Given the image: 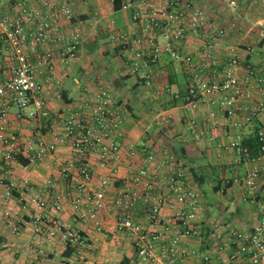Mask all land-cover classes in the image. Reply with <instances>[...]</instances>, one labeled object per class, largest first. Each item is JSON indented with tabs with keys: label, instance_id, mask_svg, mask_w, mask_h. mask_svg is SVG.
Masks as SVG:
<instances>
[{
	"label": "crops",
	"instance_id": "obj_1",
	"mask_svg": "<svg viewBox=\"0 0 264 264\" xmlns=\"http://www.w3.org/2000/svg\"><path fill=\"white\" fill-rule=\"evenodd\" d=\"M48 1L57 6L70 5L74 15L71 22L60 15L56 32L60 39L38 45L32 54L38 79L44 84L47 115L35 121L29 120L27 115L31 107L19 111L13 103L5 107V101L0 99V111L5 107L7 114L6 124L0 120V127L5 128L6 136L18 135L21 142L58 141L64 135L68 111L86 99H93L100 89H104L114 95L127 113L118 137L117 153L121 160L115 163L116 176L110 180L105 203L98 210L100 227L96 229L87 219L91 206L85 196L97 191L101 179L114 177L109 169L100 167L97 153L90 158L92 184L80 191L81 180L76 170L62 174L64 165L73 159L68 146L60 145L51 156L25 166L18 162L6 165L3 160L5 146L0 143V264H138L132 239L118 231L120 212L114 202L122 192L135 190L125 183L124 178L135 173L143 162L141 157H129V151L143 148L152 149L157 160L163 158L164 151L170 153L174 164L185 170L191 181L194 180L190 165L231 167L232 186L225 193L222 189L212 193L221 209L211 213V210L208 212L207 208L200 206L204 222L207 220L208 227L213 230L207 243L203 245L199 236H182L178 245L189 254L186 264H211L204 260L206 256L212 258L213 264H229L230 257L237 251V246L230 244L229 230L249 232L260 221L256 203L264 201V177L259 181L256 193L251 195V201H244V197L249 195L241 183V178L249 171L264 165V155L241 161L230 147V141L236 134L249 135L256 123L262 127L264 140V110L241 130L234 125L243 118L245 110L250 111L264 102V87L262 89L256 83V79L264 76V0H189L216 26L217 39L212 38L215 33H208L205 41L209 44L213 39L218 61L223 63L229 56H236L242 80L249 79L247 67L257 72L249 79L248 96L239 102L233 115L207 99L202 98L198 108L192 111L181 98H175V94L183 97L192 74L183 63L174 62L167 53H162L151 65L152 84L140 83L131 70L132 52L127 51L135 39L132 12L139 11L137 0H122L119 11L114 10L113 0ZM131 1L135 3L133 10H122V5ZM165 1L155 0V3L162 6ZM34 6L41 8V1ZM14 10L12 0H0V15L11 16ZM74 30H78L82 37L77 58L68 65L53 60L54 70H49L43 63L47 50L52 49L53 53L59 54ZM121 35L128 39L127 48L113 39ZM1 38L0 82L11 76L14 66L8 59V46ZM203 49L198 38H190L183 45L184 53L192 54L197 67L205 65ZM217 77L221 78V75ZM166 88L170 94H165ZM192 121L197 122L196 129L206 131L200 141L194 137ZM183 160L189 168L182 164ZM169 169L167 164L161 187L167 186L164 177ZM10 185H13L11 193L6 196ZM79 195L80 201L75 207L74 200ZM203 196L201 192V202ZM41 200L47 201L43 211L36 208V203ZM55 204L61 206L59 210ZM227 207L229 209L225 212ZM132 212L144 229L158 231L162 235L158 257L165 261L161 250L168 246L170 237L181 232L180 227L152 224L148 207L139 199ZM163 214L168 219L172 212L165 206ZM215 222H218L217 226ZM51 223L70 227L82 234V243L71 246L73 252L70 256L64 255L68 246L59 237L47 240L37 231L42 224Z\"/></svg>",
	"mask_w": 264,
	"mask_h": 264
},
{
	"label": "built area",
	"instance_id": "obj_2",
	"mask_svg": "<svg viewBox=\"0 0 264 264\" xmlns=\"http://www.w3.org/2000/svg\"><path fill=\"white\" fill-rule=\"evenodd\" d=\"M37 1L39 0H12L15 7L13 14L0 15V37L8 46L9 61L14 64L11 76L0 82V99L5 101V107L13 103L19 111L31 107L27 117L32 121L47 115L44 84L39 81L32 62L33 51H37L38 45L46 41L55 42L60 39L56 33L60 15L68 22L73 20L74 15L70 5L57 6L48 0H40L41 8H35ZM137 3L139 11L134 14L132 12L134 28L132 34L135 39L127 51L132 52L131 70L140 83L152 84L151 65L162 53H167L174 62L183 63L192 74L183 97L175 94V98H181L192 111L198 108L202 98L207 99L233 115V112L238 110L239 102L248 96L251 83L249 79L257 73L256 70L247 67L249 79L242 80L239 76L240 62L236 56H229L223 63L218 61L216 45L213 44V39L217 36L216 26L211 23L205 12L196 9L189 0H167L162 6L157 5L155 0H137ZM134 4L132 1L124 3L122 10L131 12ZM208 33H215L212 34V43L209 44L205 41ZM190 38H198L202 42L204 48L202 54L206 60L203 67H197L192 54L183 51V45ZM113 39L117 40L120 46L127 48V37L121 35ZM66 40V45L59 54L53 53L52 49L47 50L43 63L49 70H54L53 60L68 65L77 58L82 43L80 32L72 31ZM218 74L221 78L216 79ZM213 76L215 77L212 79ZM256 80L257 86L263 89L264 76ZM164 90L165 94H170L168 88ZM5 107L0 111L3 125L7 122ZM263 110L264 102L250 111L245 110L243 118L234 124L235 127L241 130L243 125L251 124ZM68 112L63 137L51 143L43 140L21 142L16 134L6 136L5 128L1 126L0 143L5 146L3 160L6 165L15 164V158L22 156L29 163H35L57 152L60 145L68 146L73 159L64 165L62 174L67 175L76 170L81 180L79 185L81 191L82 187L92 184L90 158L92 154L97 153L100 167L109 169L114 176L112 179L110 177L101 179L97 191L85 196L91 206L87 219L97 229L100 227L97 219L98 210L105 203L110 180L116 176L115 163L121 160L117 153L118 137L127 113L115 100L114 95L104 89H100L93 99L82 101ZM191 125L194 128L195 139L200 141L206 131L196 129L195 121H192ZM242 140L243 135L239 133L230 141V147L239 156L246 152L241 147ZM262 141L264 142L263 138ZM162 156V159L157 160L152 149L143 148L139 151L131 149L129 157H141L143 162L135 173L124 178L125 183L135 190L132 193L122 192L114 202L120 212L118 231L132 239L138 264H186L185 259L189 254L179 248L180 238L199 236L200 225L204 222L198 186L190 180L185 170L174 164L170 153L164 151ZM167 164L170 168L164 177L167 186L161 187L163 170ZM262 177L264 165L253 168L241 178L242 186L249 195L244 197L245 202L252 200L250 197L256 193ZM12 187L13 185L7 187L6 196L11 193ZM221 191L223 192V189ZM80 196L75 197V207L78 206ZM138 199L148 207L149 220L152 224L180 227L181 232L170 237L168 246L161 250L165 261L158 257L162 235L158 231L144 229L132 212ZM254 202L256 203L255 200ZM256 204L260 221L253 225L249 232L229 230L230 244L237 246V251L230 257L229 264H264V201ZM46 205L47 201L41 200L36 203V208L43 211ZM54 206L57 210L61 207L57 204ZM165 206L172 212L168 219L166 218L168 216L163 214ZM214 225L217 226L218 222ZM37 231L47 240L59 237L67 246H78L83 241L78 231L57 223L42 224ZM246 255H250L249 258L245 259ZM204 260L213 264L209 256Z\"/></svg>",
	"mask_w": 264,
	"mask_h": 264
},
{
	"label": "trees",
	"instance_id": "obj_3",
	"mask_svg": "<svg viewBox=\"0 0 264 264\" xmlns=\"http://www.w3.org/2000/svg\"><path fill=\"white\" fill-rule=\"evenodd\" d=\"M121 2L122 0H113V8L115 11H119L121 9ZM261 130L262 127L256 123L252 132L249 135L243 137L241 147L246 152L240 155L241 161L245 160L246 158H249L248 160H253L254 158H257L260 155H264V150L262 151V148H264V142L262 141ZM246 155H248V157ZM15 161L25 166L29 163V161L23 158L22 156H17L15 158ZM189 171L192 175L195 184L200 190L203 189L205 185L211 184L212 192L214 194L220 192L221 189H223V192L225 193V190L230 188L234 181L231 172V167H218L207 164L198 168L190 167ZM228 209L229 207L226 208L225 212H227ZM226 215L231 216L233 214ZM206 221L202 223V226L200 227L199 231V237H201L203 245L207 243L208 238L213 233V230L208 227ZM80 235L82 234L80 233ZM72 252L73 250L71 249V246L68 245L66 251L64 252V255L70 256Z\"/></svg>",
	"mask_w": 264,
	"mask_h": 264
},
{
	"label": "rangeland",
	"instance_id": "obj_4",
	"mask_svg": "<svg viewBox=\"0 0 264 264\" xmlns=\"http://www.w3.org/2000/svg\"><path fill=\"white\" fill-rule=\"evenodd\" d=\"M185 160H183L181 162H182L183 165H185V166L187 165V167L189 168V165L187 164V162ZM190 167H191V165H190ZM194 167L198 168L200 166L195 164ZM201 192H202V195H204L202 197V202L200 203V206L202 207V209H206L207 208L208 212H210V210H211V213H212L213 210L221 209L220 206L218 205L219 202H217L213 198L214 194H212L213 192H212V185L211 184L205 185L204 188L201 190ZM215 215H217L216 212H215Z\"/></svg>",
	"mask_w": 264,
	"mask_h": 264
},
{
	"label": "water",
	"instance_id": "obj_5",
	"mask_svg": "<svg viewBox=\"0 0 264 264\" xmlns=\"http://www.w3.org/2000/svg\"><path fill=\"white\" fill-rule=\"evenodd\" d=\"M230 208L234 209L233 207H230Z\"/></svg>",
	"mask_w": 264,
	"mask_h": 264
}]
</instances>
